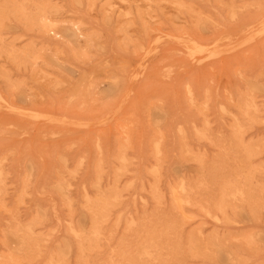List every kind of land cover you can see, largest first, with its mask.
<instances>
[{
	"label": "rangeland",
	"instance_id": "rangeland-1",
	"mask_svg": "<svg viewBox=\"0 0 264 264\" xmlns=\"http://www.w3.org/2000/svg\"><path fill=\"white\" fill-rule=\"evenodd\" d=\"M51 263L264 264V0H0V264Z\"/></svg>",
	"mask_w": 264,
	"mask_h": 264
},
{
	"label": "bare ground",
	"instance_id": "bare-ground-1",
	"mask_svg": "<svg viewBox=\"0 0 264 264\" xmlns=\"http://www.w3.org/2000/svg\"><path fill=\"white\" fill-rule=\"evenodd\" d=\"M7 9V8H6ZM199 47V46H198ZM97 204V203H96ZM146 253V252H145ZM147 254V253H146ZM57 262V261H56ZM52 264V263H51Z\"/></svg>",
	"mask_w": 264,
	"mask_h": 264
}]
</instances>
